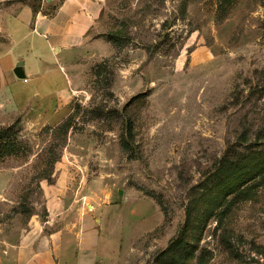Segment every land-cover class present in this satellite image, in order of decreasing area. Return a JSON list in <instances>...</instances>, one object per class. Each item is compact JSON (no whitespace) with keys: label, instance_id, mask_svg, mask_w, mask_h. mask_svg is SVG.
<instances>
[{"label":"rangeland","instance_id":"374dc122","mask_svg":"<svg viewBox=\"0 0 264 264\" xmlns=\"http://www.w3.org/2000/svg\"><path fill=\"white\" fill-rule=\"evenodd\" d=\"M44 2L0 0V42ZM79 48L0 91V264L87 224L90 264H264V0H103Z\"/></svg>","mask_w":264,"mask_h":264},{"label":"crops","instance_id":"0c3cea01","mask_svg":"<svg viewBox=\"0 0 264 264\" xmlns=\"http://www.w3.org/2000/svg\"><path fill=\"white\" fill-rule=\"evenodd\" d=\"M44 3L55 6L52 11H36L30 4H22L5 20L7 38L0 42V91L3 94L11 86L18 85L25 87L32 97L45 96L39 88L55 86L56 79L62 80L60 67L68 70V77L71 76L73 56L96 24L103 6V0H46ZM19 61L23 62L22 69L28 84H23V78L14 73ZM5 177V172H0V188ZM63 231L58 261L53 255L54 242L49 237H46L47 247L32 253L25 243L12 245L10 261L13 264H90L88 254L95 247L91 241L95 235L94 227L89 224L83 226L81 243L76 244L72 256L74 259L65 255L66 250L72 252V246L67 243L68 236L64 238Z\"/></svg>","mask_w":264,"mask_h":264},{"label":"trees","instance_id":"16d2710c","mask_svg":"<svg viewBox=\"0 0 264 264\" xmlns=\"http://www.w3.org/2000/svg\"><path fill=\"white\" fill-rule=\"evenodd\" d=\"M127 125H128V127H129V122L127 123ZM131 126V125H130ZM131 129V128H130ZM123 143V145L125 146V147H129V145H128V142H126L125 140L122 142ZM245 158H244V160L243 161H246V160H248V155L246 154L245 156H244ZM225 160H226V164H225ZM225 160H223V167H222V169H224L226 166H228V164H227V161H228V158L227 159H225ZM226 165V166H225ZM182 238V236L181 235H179L177 238H175L174 239V241L171 243V245H177V243L178 244H182L183 245V247H185V249H187L189 246H186V243L181 239ZM166 252H168V250H166L165 251V253ZM191 252H190V250H189V254H187L186 256H182L181 254H179L178 256H177V258H176V264H190V263H188V260L191 258ZM200 258L201 259H203V255L202 256H200ZM175 264V263H174Z\"/></svg>","mask_w":264,"mask_h":264},{"label":"water","instance_id":"95a60500","mask_svg":"<svg viewBox=\"0 0 264 264\" xmlns=\"http://www.w3.org/2000/svg\"><path fill=\"white\" fill-rule=\"evenodd\" d=\"M22 64H23V62L19 61L17 66H16V68L14 69V73L19 78H24L25 77V74H24L23 69H22Z\"/></svg>","mask_w":264,"mask_h":264}]
</instances>
